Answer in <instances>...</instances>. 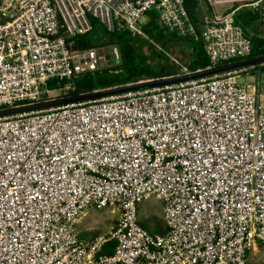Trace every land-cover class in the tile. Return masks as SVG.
<instances>
[{"label": "built area", "instance_id": "1", "mask_svg": "<svg viewBox=\"0 0 264 264\" xmlns=\"http://www.w3.org/2000/svg\"><path fill=\"white\" fill-rule=\"evenodd\" d=\"M185 1L0 0V109L67 98L71 80L120 62L116 46L70 49L91 17L142 35L155 11L201 39L212 64L251 54L233 13L215 11L229 0H202L212 20L200 35ZM250 6L264 22V0ZM247 71L1 117L0 264H248L264 247V113L257 87L238 82ZM151 198L164 234L140 224ZM93 207L118 222L107 238L82 241L76 226ZM109 241L114 252L102 254Z\"/></svg>", "mask_w": 264, "mask_h": 264}, {"label": "trees", "instance_id": "2", "mask_svg": "<svg viewBox=\"0 0 264 264\" xmlns=\"http://www.w3.org/2000/svg\"><path fill=\"white\" fill-rule=\"evenodd\" d=\"M252 2L237 1L224 12V15L233 13V22L241 27L245 35L251 40V54L245 58L234 59L219 64H212L205 52L204 42L195 40L191 37H185L176 31H171L161 25L158 21V14L151 11L147 14L145 22L140 24L142 35L133 34L128 30H108L98 19L91 17L92 30L84 35H77L69 40L72 43V51L91 50L100 47L116 46L119 49L121 60L118 64H112L100 68L95 72H84L69 83L72 90L66 97L79 96L91 93L97 90L135 84L141 81L163 79L181 74L180 65L184 66L189 72H196L217 66H223L231 63L240 62L245 59L259 58L264 56V22L261 18L260 8H252ZM207 2L202 0H186L185 6L190 19L197 28L200 35L201 30L198 28L199 13L202 4ZM209 6V5H208ZM209 12L212 14V8L209 6ZM146 36L148 42L160 45L163 49L170 50L178 48V56L183 63L178 64L171 57L165 54L156 55L158 57L157 66L150 64V57L144 53L143 47L145 42L143 37ZM249 73L256 76L257 80L264 79V63L247 67ZM259 77H258V75ZM48 81L45 84V90H55L64 86L67 81ZM259 83V81H258ZM258 85V84H257ZM43 101H48L49 95L43 94ZM2 110V109H0ZM140 220V219H139ZM153 233L164 234L165 227H157ZM115 241L105 243L101 249L102 254H112L114 252Z\"/></svg>", "mask_w": 264, "mask_h": 264}, {"label": "rangeland", "instance_id": "3", "mask_svg": "<svg viewBox=\"0 0 264 264\" xmlns=\"http://www.w3.org/2000/svg\"><path fill=\"white\" fill-rule=\"evenodd\" d=\"M234 2L237 0H229L228 2H223L220 5L215 7V10L218 14L224 15V12L228 10ZM204 3V2H203ZM204 6L202 11L199 13V23L198 28H201L206 25L210 20L209 6L207 4H202ZM146 20L142 19L141 23H144ZM145 45L143 47L144 53L150 57V64L152 66H157L158 56L160 54H166L167 57H171L173 61H178V64H182V59L178 56L179 49L172 48L170 50L163 49L160 45L148 42L146 36L143 37ZM105 53L110 54L113 52L112 47H106L104 50ZM99 54H103V50H99ZM181 67V65H180ZM182 70V67H181ZM258 75V74H257ZM259 77V75H258ZM259 81V83H258ZM240 84H245L249 86H256L258 89L259 100L258 105L260 110L264 113V79L260 78L257 80L256 76L249 73L248 76H242L238 78ZM258 84V85H257ZM55 95V94H54ZM51 97H54L51 95ZM139 219L140 224L149 231H153L155 228H163V208L162 203L156 198H151L150 200L144 202L140 205L139 208ZM118 222V215L115 214L111 208H90L87 214L82 218L80 223L76 227V232L80 239L93 238L94 240L99 239L100 237L107 238L111 230L116 226ZM248 264H264V247H260L257 250H253L249 256Z\"/></svg>", "mask_w": 264, "mask_h": 264}, {"label": "water", "instance_id": "4", "mask_svg": "<svg viewBox=\"0 0 264 264\" xmlns=\"http://www.w3.org/2000/svg\"><path fill=\"white\" fill-rule=\"evenodd\" d=\"M262 63H264V56L259 57V58L245 59L240 62L231 63V64H227L223 66H217L214 68H209V69L200 70L196 72H188L186 74H179L177 76H171L168 78L141 81L135 84L118 86V87L108 88L104 90H97V91L82 94L79 96L52 99V100L43 101V102L33 104V105L2 109L0 110V118L11 116V115H16V114H21V113L48 110L53 107L67 105L70 103L94 100V99H99V98H103V97H107L111 95H117V94L130 92V91H137V90H141L145 88H154V87H160V86H165V85H171V84L190 81V80H194L198 78L213 76L216 74H220V73H224V72H228V71H232L236 69L252 67L255 65L262 64Z\"/></svg>", "mask_w": 264, "mask_h": 264}, {"label": "crops", "instance_id": "5", "mask_svg": "<svg viewBox=\"0 0 264 264\" xmlns=\"http://www.w3.org/2000/svg\"><path fill=\"white\" fill-rule=\"evenodd\" d=\"M204 6H201L200 7V12L202 11V8H203ZM216 11V10H215ZM217 13V12H216ZM210 18H211V20H212V14H210ZM210 20V21H211ZM209 21V22H210ZM80 223V222H79ZM77 227V226H76ZM115 228V227H114ZM114 228L111 230V231H113L114 230ZM79 237V236H78ZM82 241H87V240H94L93 238H88V239H81Z\"/></svg>", "mask_w": 264, "mask_h": 264}]
</instances>
